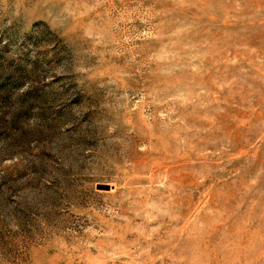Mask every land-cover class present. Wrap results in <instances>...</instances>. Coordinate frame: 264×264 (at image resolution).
I'll use <instances>...</instances> for the list:
<instances>
[{
  "label": "rangeland",
  "instance_id": "rangeland-1",
  "mask_svg": "<svg viewBox=\"0 0 264 264\" xmlns=\"http://www.w3.org/2000/svg\"><path fill=\"white\" fill-rule=\"evenodd\" d=\"M0 264H264V0H0Z\"/></svg>",
  "mask_w": 264,
  "mask_h": 264
}]
</instances>
